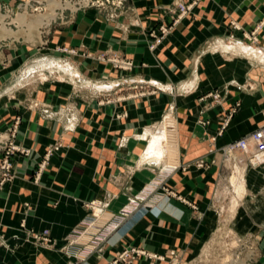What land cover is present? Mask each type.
I'll use <instances>...</instances> for the list:
<instances>
[{
	"label": "crops",
	"instance_id": "0c3cea01",
	"mask_svg": "<svg viewBox=\"0 0 264 264\" xmlns=\"http://www.w3.org/2000/svg\"><path fill=\"white\" fill-rule=\"evenodd\" d=\"M191 1L132 0V15H121L113 21L99 17L96 9L79 11L73 23L55 30L54 44L78 51L114 49L131 54L135 66L128 76L134 81L147 79L148 91L153 90L142 97H127L131 93L129 79L118 77L112 86H116L122 100L111 105H98L92 98L84 100L80 105L84 120L74 131L66 128L60 118L59 79L35 90L36 98H40L39 105L33 107V101L10 95L15 85L6 82L16 70L0 65V129L12 123L15 113L20 114L16 141L29 150L13 159L16 176L0 193V264H105L125 245L152 251L178 242L181 250L191 252L207 231L215 230L221 219V205L235 195L232 180L242 158L236 154L225 157L222 147L252 132L262 122L264 0H198L151 52L147 47L148 31H157L159 25L169 22L167 17L176 10L177 2ZM0 3L10 6V0ZM232 22L247 31L262 22L259 48L244 45L241 31ZM52 54L58 56L52 61L62 58L77 76L82 70L90 76L105 71L103 63L89 57ZM0 56L4 59L6 53L0 52ZM76 59L83 61L80 64ZM69 83L63 84L62 90L70 93L76 85ZM89 84L92 83L85 86ZM44 90H50L46 103L51 110L47 116L42 111ZM212 91L219 93L217 101L203 96ZM64 103L68 109L73 106L71 102ZM235 103L237 113L230 115L222 128ZM113 111L123 116L117 117ZM68 116L76 117L75 111L68 112ZM109 119H117V127ZM162 128L174 133L173 149L158 146L166 138L163 133L157 134ZM115 129L116 141L109 143ZM69 136L73 144L66 141ZM54 144L58 148L50 165L40 182L35 183L30 174L45 149ZM92 144L100 148V155L106 154V147L111 145L112 158L94 159ZM173 151L176 161L172 159ZM244 166L240 179L244 190L229 224L238 234H259L264 229V162L245 161ZM159 181L174 197L164 198L147 207L144 216L130 217L119 225L110 233L101 253L78 262L75 256L61 251L69 234L90 215L85 206L88 201L103 199L108 212L119 213L145 187ZM26 230H48L51 245L27 241ZM259 246L264 253V237ZM260 264H264V257Z\"/></svg>",
	"mask_w": 264,
	"mask_h": 264
},
{
	"label": "rangeland",
	"instance_id": "374dc122",
	"mask_svg": "<svg viewBox=\"0 0 264 264\" xmlns=\"http://www.w3.org/2000/svg\"><path fill=\"white\" fill-rule=\"evenodd\" d=\"M180 3L181 2H177L175 4L176 10L171 11L170 15L167 17L169 22L159 25L157 31L154 29H150V31H148L147 47L151 52H153L157 46L164 39H166V37H168L171 31L176 29V25L183 20L182 17L177 23H174V18L178 13V4ZM60 4L57 1L51 2V0H10V6H4V4L0 3V52L1 54L4 52L6 53L4 59L3 56H0V60L2 61L0 65L16 70L12 78L6 82V85L10 83L15 85V88L13 89L14 91H9L11 93L10 95H16L18 100L20 97V100L22 101H33L31 106L37 107V105H39V99L37 98L40 97L36 98L35 90L46 82L50 83L59 79L60 93L62 94L59 105L60 118L63 119V124H65L66 128H72L74 131L80 127L81 122L84 120V110L80 106L84 103V100L92 98L93 100H97L98 105H111L122 100L121 96L117 95V90L115 88L116 86H112V83L118 77L124 76V79H129V89H131V93L127 94V97H142L153 93L152 89L148 91L147 79L140 78L139 80L134 81L131 80L132 78L130 76H128L129 72L132 71L135 66L134 59L131 54L123 53L122 51L114 49H105L98 52L87 50L78 51V48L75 49L66 45L57 43L54 44L52 42V35L55 30L60 26L65 27L73 23L75 13L79 11L96 9L98 12H100L97 14L99 17L102 16V18L107 21H113L121 15H132V0H124L122 7L116 10L110 7L105 9L85 7L79 10L71 11L64 9L62 12H60V15L55 18V10L57 9L56 7H58ZM261 23L262 22L257 23L250 31L245 29L242 30L243 28L240 25H238V28H235L238 31H241L244 38V45L251 46L253 48H259L260 44L258 33ZM231 24L233 27H235L238 23L236 24L232 22ZM161 26H166L167 31L161 33ZM152 45H155L154 48H151ZM52 52L58 53L59 55L68 54L71 57H78L81 55L92 58L93 61L103 63L105 65V71H103V73L99 76H90L87 73V70L86 72L82 70L81 76H77L72 73L75 70L70 68L67 61H64L62 58H60L59 61L56 59L52 61L53 58L58 57H52ZM75 61L81 64L83 60H80V62L78 59H76ZM127 61L132 63V66L129 68H126L125 65H123ZM52 69L55 70L52 72ZM66 83H69V85L73 86L76 85L74 89L70 90V93L66 91V89L62 90L63 84ZM85 83L92 84H89L90 86H85ZM96 83L97 85L94 87L93 84ZM113 84H115V82ZM99 86H101L100 89L98 88ZM44 91H46V94L43 97L42 107H44V110L42 111L44 115L47 116L49 113L48 111L51 110V108H49L48 104L46 103L47 100H50V95L48 94L50 93V90ZM213 92L215 91L205 93L203 96H210V94ZM21 95L24 97L22 98ZM64 102H71L73 104L72 108L68 109ZM237 109L238 107L236 108V113ZM74 111L76 113V117L69 119L71 115L68 116V112L71 113ZM235 112L232 114H235ZM114 115L117 117L123 116V114L120 115L119 113ZM21 119L22 117L20 114L15 113L12 123L9 124L8 127L0 129V193L11 185L16 176L13 159L19 154L25 155L29 153L28 149L19 145L16 141L20 132L19 124L21 123ZM109 123L117 127V119H109ZM169 128H167V132H165L163 128L161 130L159 129L157 134L159 135L163 133L166 136L165 140H163L161 144L159 143L158 146L170 150L174 148L175 137L174 133ZM81 130L83 131V128H81ZM117 131L118 129L113 130V133H111L112 136L109 137V143H115V133ZM71 139L72 136H69L67 140H64L67 142L70 141L71 144H73V140ZM14 146L17 147L18 150H13L12 147ZM72 146L73 145L70 147ZM110 147L111 145L108 144V147H106V154L103 153L100 155V148L92 144L90 147L91 155L97 161H99V159L105 160L106 158L108 160L112 158L110 155V152L112 151ZM57 148L58 146L54 144V146L46 148L44 153L40 156L38 163H36V166L30 174V177H32L35 183L40 182L42 176L47 171L50 165L51 156L54 150ZM8 149L11 150L9 158L11 160L12 167L9 170H6L5 168H2V163L6 157ZM236 155L241 157V155L238 153H236ZM243 163L245 164V161L243 158H241V162L238 164L239 167L237 169V173L232 180L234 181L233 183L236 184L234 197L232 198L229 196L230 198L225 200L227 203L221 205L220 221L216 224L215 230L213 232L207 231L205 238H201L198 241L197 249L191 252L183 251L181 250L178 242H175L171 246L167 245L162 250L152 251L145 249L144 246L134 247L131 245H125L121 251L113 254L105 262V264H111L113 261H116V263L113 264H247L248 250L241 245L245 244V240L248 239L253 233L248 232L244 235L238 234L229 224L230 215L234 213L238 204V199L244 190V185L240 182L243 174V169L241 167H245ZM98 168L99 165H97V170ZM96 176L99 178L98 171ZM145 197V200H137V198ZM170 197H174L172 196V191L165 188L163 181H159V183L153 187H145L141 194L133 197L121 209V211L123 209H129L131 211L129 217L124 219L122 224L126 223L130 217L136 219L144 216L147 212V208L143 209V204H146L147 207H151L153 205L159 204L164 198L169 199ZM230 200H232V203L229 202ZM103 201L106 203L105 200ZM135 201H139V204L134 209L133 205ZM188 205L194 209L196 208V206L191 203H188ZM158 216L159 213L156 215V217ZM256 235L258 236V234H254L253 241H251V243H253L257 248V250H255L253 253V260L254 264H260V258L264 256L261 253L259 243L263 238L258 240ZM109 236L110 234L102 242H99L93 251L84 254L83 259L76 256L75 260L82 262L86 257L93 253H101L100 250L103 244L109 240ZM25 238L27 241H31L42 246L51 245V239L49 237L48 230H43L42 232L26 230ZM69 242L70 241L67 237L65 244H63L61 247V251L66 255L73 257L71 251L68 250L71 248L69 247ZM122 252H126V254H124L123 257H119ZM141 252L144 254H140ZM236 254H239V259L237 260L235 259ZM233 260H236V263Z\"/></svg>",
	"mask_w": 264,
	"mask_h": 264
},
{
	"label": "built area",
	"instance_id": "2783aa9c",
	"mask_svg": "<svg viewBox=\"0 0 264 264\" xmlns=\"http://www.w3.org/2000/svg\"><path fill=\"white\" fill-rule=\"evenodd\" d=\"M59 2L60 5L56 7L57 11L55 10V18L60 15L64 9L68 10H79L85 7H95L100 9H105L110 7L114 10L119 9L123 5L124 0H51V2ZM198 0H192L190 3H183L181 2L178 4V13L177 16L174 18V23H177L182 17L187 15L193 6L196 4ZM40 9V7H39ZM238 28V26H235ZM161 33H164L166 30V26L160 27ZM156 44V43H155ZM155 45H152L151 48H154ZM126 68L132 66L131 62H125ZM210 96L216 100L220 98L218 92H213ZM238 107V103H235L234 106L230 109L229 114L226 116L225 120L223 121L224 128L228 123V118L232 113L236 111ZM262 114V122L261 124L252 132L247 133L238 139H235L227 144L224 145L222 148L223 155L225 157H231L233 154H240L244 161L253 163V159H255L259 154L264 152V109L261 112ZM13 150H18L17 147H12ZM10 149H8L6 157L3 160L2 168L9 170L12 167L10 156ZM263 162V161H262ZM262 162H256L257 164H261ZM172 167H168V171H172ZM145 198H137V200H145ZM134 202V209L138 206V202ZM132 204V203H131ZM143 204V203H142ZM85 206L89 209L90 215L84 219L81 225L75 228L72 233L69 234V248L68 250L71 251L73 256H77L78 258H84V254L87 252L93 251L99 242H102L112 231H114L124 219L129 217L131 211L129 209H123L120 213H110L106 210V204L103 199H93L88 201ZM143 209H146V204H143ZM253 236H249L248 239L245 240V244L241 245L248 250V258L247 264H254L253 260V253L257 248L251 241H253ZM264 237V229L261 233L256 235V238L262 239ZM81 253V254H80ZM126 252H122L119 257H123ZM140 254H143L141 252ZM264 256V253H262ZM155 256V255H154ZM235 259H239V254L235 255ZM236 260L235 261L236 263ZM116 263V261H113ZM111 263V264H113Z\"/></svg>",
	"mask_w": 264,
	"mask_h": 264
},
{
	"label": "bare ground",
	"instance_id": "6f19581e",
	"mask_svg": "<svg viewBox=\"0 0 264 264\" xmlns=\"http://www.w3.org/2000/svg\"><path fill=\"white\" fill-rule=\"evenodd\" d=\"M172 153H173L172 159L174 161H176L177 160V155H176V153L174 151ZM262 161L264 162V152L259 154L255 159H253V163H255V164H257L256 162H262ZM147 212H148V209H147Z\"/></svg>",
	"mask_w": 264,
	"mask_h": 264
}]
</instances>
